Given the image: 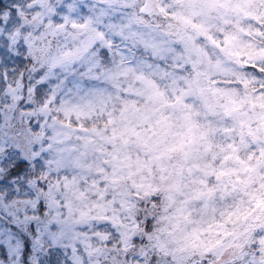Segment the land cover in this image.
<instances>
[{
    "label": "clouds",
    "instance_id": "obj_1",
    "mask_svg": "<svg viewBox=\"0 0 264 264\" xmlns=\"http://www.w3.org/2000/svg\"><path fill=\"white\" fill-rule=\"evenodd\" d=\"M0 264H264V0H0Z\"/></svg>",
    "mask_w": 264,
    "mask_h": 264
}]
</instances>
